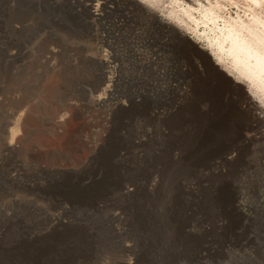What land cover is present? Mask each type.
<instances>
[{
    "label": "rangeland",
    "instance_id": "obj_1",
    "mask_svg": "<svg viewBox=\"0 0 264 264\" xmlns=\"http://www.w3.org/2000/svg\"><path fill=\"white\" fill-rule=\"evenodd\" d=\"M89 2L0 0V264H264V139L204 25Z\"/></svg>",
    "mask_w": 264,
    "mask_h": 264
},
{
    "label": "bare ground",
    "instance_id": "obj_2",
    "mask_svg": "<svg viewBox=\"0 0 264 264\" xmlns=\"http://www.w3.org/2000/svg\"><path fill=\"white\" fill-rule=\"evenodd\" d=\"M89 1L84 0V5L95 16L98 13ZM129 1L150 21L170 28L182 44L187 39L184 29L196 32L204 25V35L217 58L213 64L218 71H226L223 75L230 82L226 89L238 95V109L255 123L253 137L264 139V0H197L198 7L192 0ZM230 5L237 6V15L230 12ZM221 64L228 72L219 68ZM259 210L258 226L264 238V209Z\"/></svg>",
    "mask_w": 264,
    "mask_h": 264
},
{
    "label": "snow or ice",
    "instance_id": "obj_3",
    "mask_svg": "<svg viewBox=\"0 0 264 264\" xmlns=\"http://www.w3.org/2000/svg\"><path fill=\"white\" fill-rule=\"evenodd\" d=\"M146 2H147V0H146Z\"/></svg>",
    "mask_w": 264,
    "mask_h": 264
}]
</instances>
